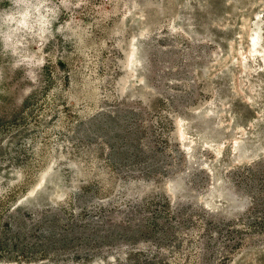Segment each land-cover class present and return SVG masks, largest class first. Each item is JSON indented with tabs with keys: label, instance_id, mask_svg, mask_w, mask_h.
<instances>
[{
	"label": "rangeland",
	"instance_id": "obj_1",
	"mask_svg": "<svg viewBox=\"0 0 264 264\" xmlns=\"http://www.w3.org/2000/svg\"><path fill=\"white\" fill-rule=\"evenodd\" d=\"M0 264H264V0H0Z\"/></svg>",
	"mask_w": 264,
	"mask_h": 264
},
{
	"label": "trees",
	"instance_id": "obj_2",
	"mask_svg": "<svg viewBox=\"0 0 264 264\" xmlns=\"http://www.w3.org/2000/svg\"><path fill=\"white\" fill-rule=\"evenodd\" d=\"M38 63V62H37Z\"/></svg>",
	"mask_w": 264,
	"mask_h": 264
}]
</instances>
